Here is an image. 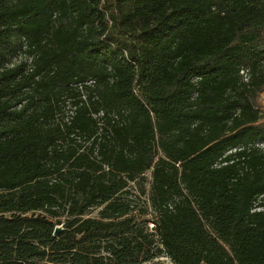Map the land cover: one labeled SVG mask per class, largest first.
I'll return each mask as SVG.
<instances>
[{
    "label": "trees",
    "instance_id": "16d2710c",
    "mask_svg": "<svg viewBox=\"0 0 264 264\" xmlns=\"http://www.w3.org/2000/svg\"><path fill=\"white\" fill-rule=\"evenodd\" d=\"M262 94L264 0H0V264H264Z\"/></svg>",
    "mask_w": 264,
    "mask_h": 264
},
{
    "label": "rangeland",
    "instance_id": "374dc122",
    "mask_svg": "<svg viewBox=\"0 0 264 264\" xmlns=\"http://www.w3.org/2000/svg\"><path fill=\"white\" fill-rule=\"evenodd\" d=\"M9 58L13 63H18L24 59V55L22 51L16 47L14 53H12ZM260 103L262 107H264V94H262L260 97ZM261 146H264V143H262ZM144 176L146 193L148 192L150 186L153 185L159 195L180 197L184 194L178 179V172L176 170L170 171L161 167H153L148 172H146ZM131 192L132 202H138L140 206H142V202H147L146 195L139 196V190L136 187H134ZM261 202L264 203V196H262ZM95 214L96 211H93L89 216L93 217ZM160 260L166 264H171L166 257H161Z\"/></svg>",
    "mask_w": 264,
    "mask_h": 264
},
{
    "label": "water",
    "instance_id": "95a60500",
    "mask_svg": "<svg viewBox=\"0 0 264 264\" xmlns=\"http://www.w3.org/2000/svg\"><path fill=\"white\" fill-rule=\"evenodd\" d=\"M60 231H61V227H56L54 231V235L57 236Z\"/></svg>",
    "mask_w": 264,
    "mask_h": 264
}]
</instances>
